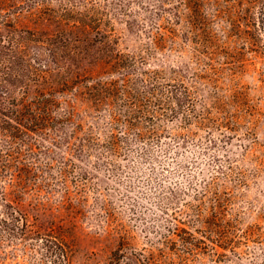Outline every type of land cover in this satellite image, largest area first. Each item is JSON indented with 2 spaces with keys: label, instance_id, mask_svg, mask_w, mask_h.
Masks as SVG:
<instances>
[{
  "label": "trees",
  "instance_id": "16d2710c",
  "mask_svg": "<svg viewBox=\"0 0 264 264\" xmlns=\"http://www.w3.org/2000/svg\"><path fill=\"white\" fill-rule=\"evenodd\" d=\"M51 1L0 0V227L10 242L44 241L54 262L70 264L65 236L41 235L20 209L43 172L36 161L43 145L35 137L59 132L69 151L116 155L138 146L143 156L146 143L171 134L184 143L192 135L180 131L186 124L211 128L218 117H211L205 95L220 88L223 63L216 56L228 55L230 41L257 51L264 0H61L56 9ZM119 17L129 31L131 23L140 26L132 50L118 47ZM186 46L194 66L179 55ZM173 53L177 63L167 59ZM174 122L180 132L169 131ZM219 172L189 185L192 201L178 197L188 192L169 190L167 216L142 250L124 251L126 237L106 229L118 236L112 259L192 264L205 251L216 258L235 253L244 231Z\"/></svg>",
  "mask_w": 264,
  "mask_h": 264
},
{
  "label": "rangeland",
  "instance_id": "374dc122",
  "mask_svg": "<svg viewBox=\"0 0 264 264\" xmlns=\"http://www.w3.org/2000/svg\"><path fill=\"white\" fill-rule=\"evenodd\" d=\"M60 1L52 0L50 5L56 9ZM125 19L117 18L114 27L118 47L127 51L138 44L140 26L131 23L129 31ZM259 45L256 52L238 41L224 45L230 46L223 50L228 55L216 56L223 63L217 83L220 88L217 94L209 90L205 95L211 117L215 120L216 115L218 120L210 122L211 128H206L208 124L183 125L187 130L180 131L192 135L182 144L171 134L158 143H146L143 156L138 146L114 155L69 151L59 132L35 137L43 145L36 156L43 172L23 196L20 209L28 221L41 235L65 236L70 264H125V260L112 259L118 236L106 229L126 237L129 246L124 251L142 250L147 235H153L151 228L167 216V210L162 209L170 200L169 190L188 192L178 197L182 202L192 201L190 191L198 186L202 173L209 176L217 169L222 171L219 182L232 191L229 203L240 216L239 228L247 234L242 233L235 253L216 258L205 251L202 261L198 258L192 264H264V30ZM188 50L179 55L194 66ZM179 55L169 54L167 59L177 63ZM214 101L218 110L212 107ZM177 125L168 124L169 131L180 132ZM227 125L232 131L225 130ZM191 183L196 184L189 187ZM1 205L0 201V214L4 210ZM3 227V264H62L49 256L44 241L43 247L38 241L10 242Z\"/></svg>",
  "mask_w": 264,
  "mask_h": 264
}]
</instances>
